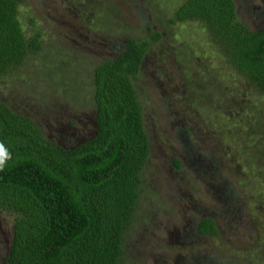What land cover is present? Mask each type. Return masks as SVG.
<instances>
[{"label": "rangeland", "instance_id": "rangeland-1", "mask_svg": "<svg viewBox=\"0 0 264 264\" xmlns=\"http://www.w3.org/2000/svg\"><path fill=\"white\" fill-rule=\"evenodd\" d=\"M182 0H22L39 47L0 74V98L69 146L94 132L93 66L127 36L148 47L133 77L149 152L118 264H264V92L227 60ZM249 27L264 0H234ZM210 216L216 233L196 229ZM14 213L0 208V264Z\"/></svg>", "mask_w": 264, "mask_h": 264}, {"label": "trees", "instance_id": "trees-1", "mask_svg": "<svg viewBox=\"0 0 264 264\" xmlns=\"http://www.w3.org/2000/svg\"><path fill=\"white\" fill-rule=\"evenodd\" d=\"M22 0H0V74L39 47L25 34ZM195 17L227 60L264 92V25L249 27L234 0H182L170 21ZM129 35L93 66L95 129L73 145L47 137L27 114L0 98V141L12 159L0 171V208L14 213L3 264H118L149 152L142 103L133 77L148 47ZM196 229L216 233L200 216Z\"/></svg>", "mask_w": 264, "mask_h": 264}, {"label": "clouds", "instance_id": "clouds-1", "mask_svg": "<svg viewBox=\"0 0 264 264\" xmlns=\"http://www.w3.org/2000/svg\"><path fill=\"white\" fill-rule=\"evenodd\" d=\"M12 159L11 151L0 141V171H3L9 160Z\"/></svg>", "mask_w": 264, "mask_h": 264}]
</instances>
